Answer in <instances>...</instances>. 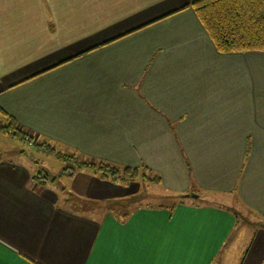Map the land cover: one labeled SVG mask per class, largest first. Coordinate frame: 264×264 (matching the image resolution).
I'll list each match as a JSON object with an SVG mask.
<instances>
[{
    "label": "crops",
    "instance_id": "0c3cea01",
    "mask_svg": "<svg viewBox=\"0 0 264 264\" xmlns=\"http://www.w3.org/2000/svg\"><path fill=\"white\" fill-rule=\"evenodd\" d=\"M0 109L84 162L149 169L175 200L82 168L79 204L0 160L5 264H227L237 209L213 197L256 217L235 264L258 258L264 52L220 54L190 0H0Z\"/></svg>",
    "mask_w": 264,
    "mask_h": 264
},
{
    "label": "trees",
    "instance_id": "16d2710c",
    "mask_svg": "<svg viewBox=\"0 0 264 264\" xmlns=\"http://www.w3.org/2000/svg\"><path fill=\"white\" fill-rule=\"evenodd\" d=\"M190 7L220 54L264 52V0H190ZM0 135L29 144L34 142L33 137L2 109H0ZM34 147L39 151L53 154L57 159L76 163V168L70 166L64 169L65 175L69 177H73L79 169L88 168L101 180L114 184L128 185L136 181L160 183V178L151 176L147 168L140 170L117 167L103 161H78L76 155H65L47 143L37 142ZM42 176L45 181L49 180L46 174ZM36 179L39 181L40 178ZM52 179L56 182V178L52 177ZM45 181H42V184L45 185ZM107 206L113 210L112 205ZM233 212L235 218L240 217L238 211L233 209ZM245 221L250 223L248 218ZM258 224L264 228L263 222Z\"/></svg>",
    "mask_w": 264,
    "mask_h": 264
},
{
    "label": "rangeland",
    "instance_id": "374dc122",
    "mask_svg": "<svg viewBox=\"0 0 264 264\" xmlns=\"http://www.w3.org/2000/svg\"><path fill=\"white\" fill-rule=\"evenodd\" d=\"M37 142H33L32 145L29 143L23 142L19 139H9L2 135H0V160H7L13 162H19L24 164L27 168L32 171H48L52 177L56 178V182L52 184L48 181V187L61 191L62 189H66V192L70 193L72 198L76 203H81L80 200L81 196V177H69L65 175L64 169L66 167H77L76 163L73 164L70 160H60L57 159L53 154H49L47 152L37 150L34 145ZM55 147V146H54ZM59 150V149H57ZM61 153L65 155H72L67 154L65 152ZM78 161H82L78 159ZM49 175V178L51 177ZM141 189L138 197V200H141L140 204H149L150 206H166L169 207L174 204L175 200L172 198H168L167 194L162 191V188L154 183H146L144 184L143 181H140ZM143 183V184H142ZM214 202H223L232 208L237 209L239 212V218L237 229L233 235V239L230 245V251L227 255V264H235L238 260V257L241 256L242 252L244 251V245L249 240L252 228L248 226L245 220L251 222H256V217L254 215L248 213L246 209L239 206L236 202L230 201L229 199H223V197H213L211 198ZM209 198V200L211 201ZM83 207L78 206L76 208ZM90 214H96L91 210H87ZM86 212V211H85Z\"/></svg>",
    "mask_w": 264,
    "mask_h": 264
},
{
    "label": "snow or ice",
    "instance_id": "6c2138e0",
    "mask_svg": "<svg viewBox=\"0 0 264 264\" xmlns=\"http://www.w3.org/2000/svg\"><path fill=\"white\" fill-rule=\"evenodd\" d=\"M3 223L0 222V233L3 232ZM80 242L82 244H91L93 242H90L87 240L86 236H82L80 239ZM5 250L2 246H0V253H3ZM0 264H5L2 258H0ZM252 264H264V240H262L258 247V258L253 260Z\"/></svg>",
    "mask_w": 264,
    "mask_h": 264
},
{
    "label": "water",
    "instance_id": "95a60500",
    "mask_svg": "<svg viewBox=\"0 0 264 264\" xmlns=\"http://www.w3.org/2000/svg\"><path fill=\"white\" fill-rule=\"evenodd\" d=\"M185 197H191V198H194V199H197L198 198V196L195 195V194L186 195Z\"/></svg>",
    "mask_w": 264,
    "mask_h": 264
},
{
    "label": "built area",
    "instance_id": "2783aa9c",
    "mask_svg": "<svg viewBox=\"0 0 264 264\" xmlns=\"http://www.w3.org/2000/svg\"><path fill=\"white\" fill-rule=\"evenodd\" d=\"M30 145H32V143H30Z\"/></svg>",
    "mask_w": 264,
    "mask_h": 264
}]
</instances>
